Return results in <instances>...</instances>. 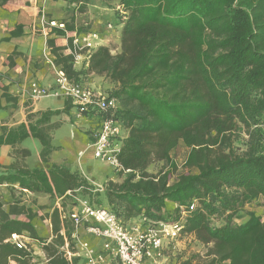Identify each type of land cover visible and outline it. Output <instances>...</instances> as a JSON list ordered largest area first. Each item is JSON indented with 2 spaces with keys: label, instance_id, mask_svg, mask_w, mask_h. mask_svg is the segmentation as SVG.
I'll return each instance as SVG.
<instances>
[{
  "label": "trees",
  "instance_id": "16d2710c",
  "mask_svg": "<svg viewBox=\"0 0 264 264\" xmlns=\"http://www.w3.org/2000/svg\"><path fill=\"white\" fill-rule=\"evenodd\" d=\"M63 1L75 4L78 13L89 2ZM99 1H113L125 15L121 20L115 11V24L122 26L119 54L97 47L85 70L77 71L72 54L62 55L63 48L51 39L46 45L54 65L71 82L83 84L86 74H96L115 85L105 94L119 104L113 115L123 134L118 159L130 173L121 183L107 182L102 192H95L63 166H8L0 172V184L46 194L61 204L38 216L49 220L47 232L36 230L31 208L14 202L4 211L0 203V264H27L24 250L4 242L23 234L42 250L45 264H82L77 257L68 259L64 250L67 244L74 252L73 197L111 210L124 223L140 217L180 222L184 233L208 246L207 258L195 264H264V220L244 210L264 206V0ZM62 25L63 30L51 31L64 36L73 30L69 23ZM21 29L16 26L4 40L22 36ZM1 90L0 99L15 105L8 89ZM67 102L64 110L70 107ZM58 113L47 111L34 121L28 116V124L3 129L0 146L13 147L32 137L40 142V157L46 161L53 148L48 123ZM240 129L247 140L238 152L233 143ZM179 144L188 153L185 171L173 180L176 165L170 153ZM152 159L163 161L167 170L147 173ZM66 201L71 208L66 209ZM241 213L247 220L238 224Z\"/></svg>",
  "mask_w": 264,
  "mask_h": 264
},
{
  "label": "crops",
  "instance_id": "0c3cea01",
  "mask_svg": "<svg viewBox=\"0 0 264 264\" xmlns=\"http://www.w3.org/2000/svg\"><path fill=\"white\" fill-rule=\"evenodd\" d=\"M1 2L2 0H0V95L1 88H7L8 93L16 98V103L13 105L11 102L6 103L3 98L0 99V135L3 129L28 124L30 122L28 116H31L34 121L41 113L47 111L59 113L52 115L48 123L51 125L48 134L53 148L46 161H42L40 157L42 150L40 142L28 137L13 147L0 146V172H5L6 168L14 163L29 169L43 170H48L54 164L77 172L94 188L103 187L110 181L120 183L123 179L118 172L111 171L109 166L100 165V161L93 158L92 144L100 128L101 115L91 110L83 116H78L70 100L51 95L32 102L28 91L33 82L50 89L54 87V68L50 64L53 63L54 58L46 45L48 39L53 40L56 46L63 48L62 55L71 54V36L74 32L96 33L99 37L98 47H108L111 42L121 37L122 26H116L114 23L117 20L115 12L107 7L104 8L102 4H99V0H89L82 13L73 10L75 4H69L63 0H8L4 4ZM43 11L47 15L52 14L51 19L58 20L59 24L69 23L73 26V30L66 31L64 36H57L51 29H44L42 30L44 37L41 36L38 27L40 14ZM56 12L60 17L56 16ZM68 13L70 15H66ZM107 24H112L113 30L109 29ZM18 25L22 26L23 35L4 40ZM10 61L13 67L9 66ZM87 64L88 60L84 54L78 56L73 62L74 69L77 71L85 70ZM84 82L98 92L108 87L102 77L93 74L87 75ZM66 102L70 104V107L64 110ZM110 173L112 176L108 175ZM0 186L11 185L4 183ZM13 187L18 189L17 185ZM24 193L33 198L27 208H31L36 215L33 221L36 230L44 229L50 232V226L45 225L49 220L38 218L42 214L40 209L45 211L44 216L48 215L55 207H60L61 199L55 200L49 195L40 193L27 191ZM67 195L73 196L69 192ZM20 219L24 220V217L20 216ZM31 247L34 253L45 258L37 245L31 243Z\"/></svg>",
  "mask_w": 264,
  "mask_h": 264
},
{
  "label": "built area",
  "instance_id": "2783aa9c",
  "mask_svg": "<svg viewBox=\"0 0 264 264\" xmlns=\"http://www.w3.org/2000/svg\"><path fill=\"white\" fill-rule=\"evenodd\" d=\"M116 11L121 20H125L119 7ZM50 25V29H64L62 24L56 26L55 22H50ZM107 27L110 29L111 24ZM98 40L96 33L74 32L71 36L74 60L81 54L88 60L98 47ZM50 64L54 68V87L50 89L31 83L28 89L30 100L36 102L51 95L70 100L78 116L91 110L99 113L102 119L92 144L93 158L106 163L115 172L129 174L130 170H124L118 159L123 138L121 125L113 118L119 107L118 101L84 83L71 82L61 68ZM94 190L102 192L103 187L97 186ZM73 198L75 206L69 218L73 226L71 241L74 252L67 250V244L64 250L68 259L77 257L82 264H172L178 255L180 242L190 235L183 232L180 222H149L140 217L124 223L111 210L96 207L85 199ZM86 238L98 239L99 243L92 247ZM8 241L17 249L25 248L17 235H11Z\"/></svg>",
  "mask_w": 264,
  "mask_h": 264
},
{
  "label": "rangeland",
  "instance_id": "374dc122",
  "mask_svg": "<svg viewBox=\"0 0 264 264\" xmlns=\"http://www.w3.org/2000/svg\"><path fill=\"white\" fill-rule=\"evenodd\" d=\"M99 4H102L104 6V8L107 7L108 9H112L114 12L116 11V6H115V3L113 1H110L107 3H103L101 1H99ZM66 15H70V14L68 13ZM52 16H53L52 14L47 15L44 11L41 12V14H40L39 27H38L39 29L38 30H39V34L43 37H44V35L42 33V30L50 29V27H51L50 22H55L56 26L60 25L58 20L51 19ZM56 16L60 17L58 12H56ZM108 25L109 24H107V26ZM110 29L113 30L112 24H111ZM97 45H98V43H97ZM107 48L109 49V52L111 55L119 54L121 52V37L119 40L111 42ZM87 75H89V74H86V76L84 77V80L87 79ZM93 75L98 76V77H102L105 80V82H107V84H108L107 88L101 89V91H100L101 93L105 94V93L110 92L112 89L115 88V85L110 80L105 78L104 76H100V75H96V74H93ZM235 136H236V141L233 143V146L235 149H237L238 152H240L245 148L244 144H245V141L247 140V135H246L244 129H240V130H238V132L236 133ZM187 153H188V149L181 144H179L170 153V157L173 160L174 164L176 165V171L174 172V176L172 177L173 180H174L175 176H177V174L183 173L185 171L184 161L186 159ZM97 161H99V160H97ZM101 164H103V166L108 167V165L106 163L100 161V165ZM108 168L111 169L110 167H108ZM166 170H167V166L165 165V163L163 161H160L157 159H152L150 161L149 165L147 166V169H146L147 173H149V174H157L159 172H164ZM111 171H113V170L111 169ZM108 175L112 176V173H110ZM119 175H120V173H119ZM127 175L128 174H121L120 176H122V179H124ZM32 200H33V198L30 197L27 193L21 192L18 189H15L11 186H8V187L0 186V203H1L2 209L4 211H7L9 206L14 202H20L21 204H23L27 208V206L31 204ZM74 201H75V199H74ZM51 205H53L52 202H51ZM69 208H71V205L69 204L68 201H66V209H69ZM40 210L42 211V214L39 215V217L43 218L44 214H46V213H44L45 211H43L42 209H40ZM244 210L245 211H252L256 215H258L262 220H264V206H261L259 204H255L252 207H245ZM241 214H242L241 215L242 217H240L239 219L236 220V222L238 224L244 223L247 220V217L243 213H241ZM14 218L15 217H13V219ZM45 225L46 226L49 225V222L45 223ZM17 236H19V240L22 241L24 246H25V248L22 250H24L29 256V258H27V260H26L27 264H40V263L45 264L46 258H44L42 255L39 256L38 253H34L35 251L31 247V243L27 238V234L17 235ZM8 240L9 239H6L4 242L9 243ZM86 241L92 247L97 246V244L99 243L98 239L86 238ZM207 251H208V246L201 244L199 241H197L195 239V237L193 235H188L187 237H185L184 240H182L180 242V245L178 246V255L176 256V258L174 259V262H172V264H181L182 262H184L188 259H191V258H193L192 264L202 262L207 258L206 257ZM9 264H16V263L10 262Z\"/></svg>",
  "mask_w": 264,
  "mask_h": 264
}]
</instances>
